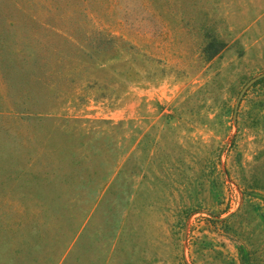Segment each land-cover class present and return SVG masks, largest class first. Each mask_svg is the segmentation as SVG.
Instances as JSON below:
<instances>
[{
	"label": "rangeland",
	"instance_id": "1",
	"mask_svg": "<svg viewBox=\"0 0 264 264\" xmlns=\"http://www.w3.org/2000/svg\"><path fill=\"white\" fill-rule=\"evenodd\" d=\"M0 264H264V0H0Z\"/></svg>",
	"mask_w": 264,
	"mask_h": 264
},
{
	"label": "trees",
	"instance_id": "2",
	"mask_svg": "<svg viewBox=\"0 0 264 264\" xmlns=\"http://www.w3.org/2000/svg\"><path fill=\"white\" fill-rule=\"evenodd\" d=\"M221 46H222L221 42H219L214 38L207 40L205 44L202 46V51L206 55L205 58L207 59L211 57L220 49Z\"/></svg>",
	"mask_w": 264,
	"mask_h": 264
}]
</instances>
